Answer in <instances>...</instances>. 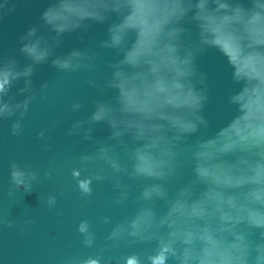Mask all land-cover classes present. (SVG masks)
<instances>
[{
  "label": "clouds",
  "instance_id": "obj_1",
  "mask_svg": "<svg viewBox=\"0 0 264 264\" xmlns=\"http://www.w3.org/2000/svg\"><path fill=\"white\" fill-rule=\"evenodd\" d=\"M111 15L117 20L109 24L108 38L100 47L113 50L120 57L107 65L110 76L104 81L105 89L114 91L115 96L110 102L97 101L91 115L86 120L73 122L66 135L93 141V125L105 123L111 133L110 140L123 147L125 138L131 137L141 147L132 152L130 171L123 170L112 159L109 148L103 143L98 142L96 157L81 155V167L70 172L81 199L92 195L93 181L106 179L99 170H92L96 159L102 160L113 173L126 172L128 179L135 182L164 181L173 173L171 163L164 158L169 153L157 154L155 150L163 143L164 133L186 139L208 127L201 114L208 99L206 78L195 67L196 56L208 48H216L226 58L232 68V82L240 88L228 97V104L235 108L236 115L199 147L217 140L220 133L238 123L241 116L247 122L244 130L250 139L244 151L226 153L219 158L225 164L243 161L231 173L234 180H244L243 185L214 183L200 162L198 151L193 157L192 171L195 182L203 190L195 201L185 199L188 194L184 191L169 199L167 191L159 184L143 187L138 201L146 204L163 201L165 212L158 215L153 207H141L134 217L116 224L106 242H111L109 247L121 243L131 246L154 242L155 247L146 255L135 251L122 255L116 264H248V245L244 243V235L235 228L246 225L249 229L259 230L264 239V213L261 212L264 209V0H251L248 8L234 0H86V4L83 0H72L71 3L55 0L40 17L49 34L38 35L39 29L31 27L20 37L19 52L29 63L21 67L12 59L0 61V120L15 117L10 134L21 135V121L36 98L31 81L35 67L50 60L51 66L61 73L88 69L92 57L86 56V51L74 49L53 58L54 50L60 46L64 34L86 29V21L104 23ZM133 20H136L135 24L130 23ZM185 22L193 23L197 28L194 43H186L190 34L182 26ZM145 34L150 35L147 43L142 40ZM82 60L89 63H82ZM20 80H23V87L17 90V95L24 98L16 101L9 93ZM88 85L97 87L94 81H89ZM47 87L44 83L39 90L42 92ZM81 107L80 102L74 101L70 111L77 112ZM55 126L54 121L50 130ZM38 139L51 150L49 137L43 131L38 133ZM239 169L243 171L236 175ZM51 178L50 173H45L44 179ZM38 180L37 173L28 165L13 161L9 165L12 188L7 194L11 197L13 190L31 192L33 182ZM112 187L119 192L114 202L123 204L128 198L127 185L113 179ZM241 188L248 189L243 203L233 195H223L225 191ZM212 189L219 193L222 202L233 198L236 206L217 211L214 203H203L205 193ZM45 203L49 209L53 208L56 197L49 195ZM201 203L202 214L191 218L189 210ZM209 219L219 225L216 231L205 226L197 233L186 225L181 226L189 220L204 223ZM100 222L109 224L110 220L104 217ZM6 226L14 225L9 221ZM76 231L82 237L83 247L92 248L96 236L91 221L82 219ZM104 251L107 248H101L94 256L73 257L66 264H101ZM255 253L254 264H264L259 245Z\"/></svg>",
  "mask_w": 264,
  "mask_h": 264
},
{
  "label": "water",
  "instance_id": "obj_2",
  "mask_svg": "<svg viewBox=\"0 0 264 264\" xmlns=\"http://www.w3.org/2000/svg\"><path fill=\"white\" fill-rule=\"evenodd\" d=\"M55 0H0V61L15 60L21 67L29 63L27 58L19 52L22 37L31 27L39 29L38 35L49 34L40 19L41 14ZM69 3L72 0H68ZM86 4V0H83ZM245 8L251 7V0H234ZM86 9H81L84 11ZM191 15V13L189 14ZM117 20L111 15L104 23L86 21V29L64 34L61 44L54 50V56H63L74 49L86 51L91 56V66L76 72H58L51 66V61L37 65L31 77L36 98L29 106L24 119L21 121L23 132L19 136H12L10 120H0V264H66L73 257L94 256L101 248H107L102 253L101 264H116L117 258L129 252H138L142 255L150 253L155 247L154 242L133 244L131 246L121 243L116 247H109L106 237L112 228L135 216L141 207H153L158 215L165 212L163 201L146 204L138 201L143 187L159 184L168 193L169 199L177 197L181 191L188 195L184 197L189 202L195 201L203 187L195 182L193 166L194 154L199 151L202 165L213 178L214 183L240 184L242 179L234 180L231 173L243 161L237 160L234 164H225L219 158L226 153L244 151L250 142L249 134L244 130L243 116L238 123L225 128L215 141H209L199 147L202 141L213 136L217 130L225 126L236 115L235 108L228 104V97L235 94L240 85L232 82V68L226 58L216 49L208 48L199 53L195 59L198 73L206 78L208 99L204 105L202 115L208 122L207 128H201L195 134L179 138L172 133H164L163 143L157 145L155 153L165 152L174 171L164 181L135 182L128 179L126 172L113 173L102 161L96 159L92 170H99L106 177L105 180L93 181L92 195L81 199L76 190L75 181L70 172L79 168L80 156L98 155L97 144L103 143L109 148V155L123 170L130 171L132 166V152L141 147L131 137L125 138L123 147L110 140V130L105 123L93 125V141H86L81 136H67L70 125L77 120H86L93 111L97 101H111L115 92L104 87V81L110 76L107 65L120 59L119 54L113 50L101 48L100 45L108 38L107 28L110 23ZM130 23L135 24L136 20ZM188 32L187 42L197 38L195 24L185 22L182 25ZM129 35V40H131ZM150 39L149 34L142 37L144 43ZM82 63H89L82 60ZM89 81H94L97 87L90 88ZM47 83L48 87L42 92L41 85ZM23 87V80L12 86L9 93L16 101L22 100L17 90ZM78 101L82 107L77 112L70 111V105ZM18 115V114H17ZM56 122L54 128L50 127ZM152 123H159L153 121ZM239 130V131H238ZM44 132L49 137L48 145L38 139V133ZM28 165L37 173L39 180L33 182L32 191L25 193L22 190H13L11 197L8 191L12 186L9 182V165L11 162ZM243 169L235 173L239 175ZM45 173L51 174V179H44ZM113 179H119L127 185V199L123 204L114 201L119 192L112 187ZM247 188L234 192H223V195H233L239 203H243V196ZM51 195L56 197V205L49 209L45 201ZM203 203H214L217 211L224 207H235V200L227 198L222 202L219 193L209 190L205 193ZM203 203L193 205L189 216L195 218L202 214ZM264 213V209H261ZM234 215V213H230ZM243 215V214H242ZM108 217L109 224H102V218ZM88 219L92 223V231L96 241L92 248H84L76 231L78 223ZM11 221L13 227L6 223ZM34 221L33 223H28ZM194 232H200L203 227L216 231L219 227L213 219L204 223L189 220L182 222ZM235 230L244 235L248 245V264H254L255 248L260 246L261 256H264V239L260 237L259 230H252L246 225H238ZM223 238V237H221Z\"/></svg>",
  "mask_w": 264,
  "mask_h": 264
}]
</instances>
